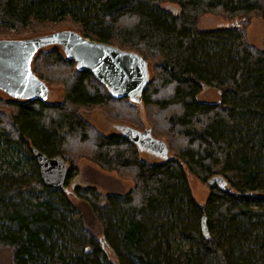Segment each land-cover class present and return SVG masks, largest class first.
I'll return each instance as SVG.
<instances>
[{
	"label": "trees",
	"instance_id": "trees-1",
	"mask_svg": "<svg viewBox=\"0 0 264 264\" xmlns=\"http://www.w3.org/2000/svg\"><path fill=\"white\" fill-rule=\"evenodd\" d=\"M206 15L249 21L264 15V0H0V39L71 29L139 54L151 73L137 104L113 96L60 47H50L36 55L33 71L62 87L64 101L0 97L7 148L62 158L67 184L81 156L134 182L122 196L52 188L36 165L33 179L0 174V246L13 250V264H113L106 252L114 264H264V50L249 42L247 23L200 29ZM204 87L220 100L200 101ZM95 109L114 124L150 128L169 159L99 132L81 114ZM189 175L208 187L205 203L194 198ZM30 191L46 198L33 202ZM71 193L88 205L99 234L71 218ZM176 235L191 248L176 247Z\"/></svg>",
	"mask_w": 264,
	"mask_h": 264
},
{
	"label": "water",
	"instance_id": "water-1",
	"mask_svg": "<svg viewBox=\"0 0 264 264\" xmlns=\"http://www.w3.org/2000/svg\"><path fill=\"white\" fill-rule=\"evenodd\" d=\"M50 47H60L67 59L76 62L78 71L92 74L113 96L142 104L151 79L149 63L135 52L90 40L71 29L24 39H0V92L19 101L46 102L51 88L34 73L32 64L40 51ZM118 128L119 134L140 152L160 160L169 159L166 144L155 138L150 128L144 131L123 125ZM32 150L43 182L55 189L65 188L68 167L64 160ZM206 221L204 216L202 228L208 235Z\"/></svg>",
	"mask_w": 264,
	"mask_h": 264
},
{
	"label": "rangeland",
	"instance_id": "rangeland-1",
	"mask_svg": "<svg viewBox=\"0 0 264 264\" xmlns=\"http://www.w3.org/2000/svg\"><path fill=\"white\" fill-rule=\"evenodd\" d=\"M164 10L171 12L172 14L177 12V7L170 4H165L162 7ZM246 33L249 42L264 50V15H256L249 21L245 18L242 19H226L216 15L203 16L199 21V27L202 30L212 31L225 27H230L234 24H246ZM48 102L59 103L64 101L65 91L62 87L52 85ZM0 97L6 95L0 92ZM202 102H218L221 98L220 93L213 88L204 87L198 96ZM83 117L92 124L97 130L103 134H119L118 124L111 121L106 113L101 109H95L92 111H82ZM146 155V153H145ZM143 155V158L147 156ZM151 156V155H150ZM153 157V156H151ZM155 158V157H153ZM157 159V158H155ZM78 172L73 175V178L65 185L66 189L70 192L74 190L75 186L81 188L94 187L98 191L104 194H116L124 196L129 189L133 186V180L126 178L116 171H105L98 165L93 163L89 158L81 156L77 161ZM34 165L38 166L36 159L33 158L29 152L20 147L18 144H14L7 148L0 140V174L6 172L16 177H26L27 179H33L35 173L33 172ZM189 183L194 198L200 202L205 203L209 197L210 191L208 187L202 184L199 180L189 175ZM26 198L37 202L45 199V195L42 192L30 191L25 193ZM75 209L71 211V218L78 224L84 223L85 227L91 229L93 232L99 234L100 227L96 219L92 215V212L88 205L71 193ZM175 246L188 250L191 248V244L185 240L182 236H175ZM113 264L115 263V257L112 253H105ZM0 264H13V250L8 246H0Z\"/></svg>",
	"mask_w": 264,
	"mask_h": 264
}]
</instances>
